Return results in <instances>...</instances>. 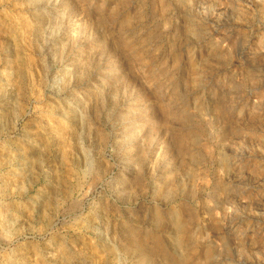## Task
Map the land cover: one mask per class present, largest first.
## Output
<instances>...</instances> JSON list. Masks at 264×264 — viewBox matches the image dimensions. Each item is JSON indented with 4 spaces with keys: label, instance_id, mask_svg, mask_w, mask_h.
Returning a JSON list of instances; mask_svg holds the SVG:
<instances>
[{
    "label": "rangeland",
    "instance_id": "374dc122",
    "mask_svg": "<svg viewBox=\"0 0 264 264\" xmlns=\"http://www.w3.org/2000/svg\"><path fill=\"white\" fill-rule=\"evenodd\" d=\"M2 72L0 264H264V0H0Z\"/></svg>",
    "mask_w": 264,
    "mask_h": 264
},
{
    "label": "bare ground",
    "instance_id": "6f19581e",
    "mask_svg": "<svg viewBox=\"0 0 264 264\" xmlns=\"http://www.w3.org/2000/svg\"><path fill=\"white\" fill-rule=\"evenodd\" d=\"M9 58V57H8ZM5 66V65H4ZM8 68V67H7ZM5 70V69H3ZM8 73V72H7ZM7 73H0V118L1 116L3 115H8V114H11L15 108L14 106V97L12 96V82H13V78H11L9 76V74ZM14 87V86H13ZM18 95V94H17ZM16 98V97H15ZM20 99V98H19ZM182 111V110H181ZM6 113V114H5ZM184 114V113H182ZM187 114V113H186ZM174 115V114H172ZM179 115V114H178ZM170 117V116H169ZM178 117V116H177ZM182 117V116H180ZM176 118V117H175ZM14 119V118H13ZM174 121V120H173ZM192 121V120H191ZM176 122V121H175ZM195 124V123H194ZM190 126V125H189ZM187 127V126H185ZM194 127V126H193ZM203 128V127H202ZM189 129V128H188ZM197 131V130H196ZM205 131V130H204ZM197 139V138H196ZM35 155V154H34ZM23 166V165H22ZM166 224L167 222L166 221H163L161 222V225L164 226L163 224ZM160 225V226H161ZM168 225V224H167ZM180 232V231H179ZM182 233V232H181ZM135 238V237H134ZM137 241V240H136ZM139 242V240H138ZM141 244V243H140ZM150 248H153L150 247ZM146 249V248H145ZM144 251V250H143ZM153 251V250H152ZM142 252V251H141ZM149 252V251H148ZM144 253V252H143ZM150 254V253H149ZM148 254V255H149ZM146 255V254H145ZM161 255V254H160ZM159 255V256H160ZM147 256V255H146ZM145 258V257H144ZM166 258V257H165ZM169 258V257H168ZM167 261V259H166ZM173 261V260H172ZM169 264H185L184 260L183 259H177L176 261L171 262L169 260Z\"/></svg>",
    "mask_w": 264,
    "mask_h": 264
}]
</instances>
